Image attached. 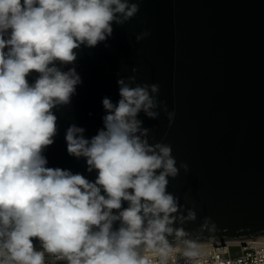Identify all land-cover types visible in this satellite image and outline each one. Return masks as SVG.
Listing matches in <instances>:
<instances>
[{
	"label": "clouds",
	"instance_id": "9594fccd",
	"mask_svg": "<svg viewBox=\"0 0 264 264\" xmlns=\"http://www.w3.org/2000/svg\"><path fill=\"white\" fill-rule=\"evenodd\" d=\"M140 2L0 0V264H167L177 244L186 264L202 254L174 227L194 221L195 212L184 215L167 190L188 164L177 167L169 144L150 143L152 130L139 119L143 113L157 120L163 111L171 127L175 112L158 99V84L121 77L118 101L102 100L106 114L96 135L85 138L75 124L66 129L67 153L86 160L94 182L48 167L44 155L59 131L54 110L69 105L82 83L67 67L77 50L105 43L113 25L137 15ZM150 35L145 30L135 39Z\"/></svg>",
	"mask_w": 264,
	"mask_h": 264
},
{
	"label": "water",
	"instance_id": "95a60500",
	"mask_svg": "<svg viewBox=\"0 0 264 264\" xmlns=\"http://www.w3.org/2000/svg\"><path fill=\"white\" fill-rule=\"evenodd\" d=\"M139 7L132 20L113 25L109 47L82 46L67 66L82 83L69 105L54 110L59 131L44 151L47 166L95 181L86 160L67 153L66 129L75 124L85 138L96 135L103 98L117 102V80L135 75L139 84H158V99L175 112L171 127L163 111L157 120L139 114L152 130L149 142L169 144L177 167H189L170 178L167 190L196 219L174 227L196 241L263 237L264 0H142ZM145 30L151 35L137 42Z\"/></svg>",
	"mask_w": 264,
	"mask_h": 264
},
{
	"label": "built area",
	"instance_id": "2783aa9c",
	"mask_svg": "<svg viewBox=\"0 0 264 264\" xmlns=\"http://www.w3.org/2000/svg\"><path fill=\"white\" fill-rule=\"evenodd\" d=\"M197 242L202 254L192 258V264H258L264 253V236L249 238L243 243ZM181 247L174 246L167 264H186L188 258L181 255Z\"/></svg>",
	"mask_w": 264,
	"mask_h": 264
},
{
	"label": "bare ground",
	"instance_id": "6f19581e",
	"mask_svg": "<svg viewBox=\"0 0 264 264\" xmlns=\"http://www.w3.org/2000/svg\"><path fill=\"white\" fill-rule=\"evenodd\" d=\"M249 238H245V239H233V240H227V243H243L244 241H246Z\"/></svg>",
	"mask_w": 264,
	"mask_h": 264
}]
</instances>
